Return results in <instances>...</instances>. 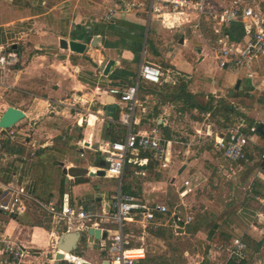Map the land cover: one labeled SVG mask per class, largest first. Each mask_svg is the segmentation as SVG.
Returning <instances> with one entry per match:
<instances>
[{
    "label": "crops",
    "instance_id": "crops-1",
    "mask_svg": "<svg viewBox=\"0 0 264 264\" xmlns=\"http://www.w3.org/2000/svg\"><path fill=\"white\" fill-rule=\"evenodd\" d=\"M204 2L208 9L218 10L229 6L231 1ZM257 3L264 8V0ZM147 8V0H0V47L10 46L19 57V64L5 77L0 74V119L11 106L21 109L25 119L17 126L24 128L17 130L22 129L26 134L14 143L5 144L9 159L4 180L11 179L10 173L21 171L31 176L30 193L46 203L58 202L63 193L69 192L74 204L94 203L97 214L110 212L118 181L104 176L100 181L101 177L94 176L93 171L101 166L102 158L95 149L83 151L78 142L88 140L90 135L95 141L124 137L120 126L110 119L118 120L125 104L111 96L108 89L133 84L143 62L172 72L176 84H142L141 96L149 104L146 113L138 118L136 131L158 128L164 135L185 134L178 130L180 119L188 110L196 114L198 109L183 107L182 103L188 104L183 91L194 97L203 94L205 101L213 98L215 105L227 96L236 105V117L253 120L258 126L264 124V92L257 91L253 82L239 73L223 71L217 66L206 67L203 44L197 48L200 52L194 54L193 65L191 49L195 47L191 46V26L167 30ZM110 10L115 13L108 20ZM226 32L234 40L242 39L243 23H233ZM62 39L85 43L87 48L84 53L61 48ZM211 57L215 60L212 51ZM108 59L116 64L108 75H103L101 67ZM261 69L264 74V60ZM238 80L241 84L236 90ZM172 117L178 118V122ZM191 123L195 130H202L199 119L192 116ZM186 135L194 138L197 134L191 131ZM254 141L248 148L246 163L225 160L213 165L216 158L212 157V165L205 163L204 168L196 169L195 160L188 163L177 155L169 170H159L152 163V168L141 169L134 178L126 179L129 192L147 202H160L155 192L166 181L171 187L176 186L178 194L181 185L177 183L178 176L185 175L183 182L193 183L219 166L221 178L227 182V194L219 212L209 213L216 223L207 222L198 228L189 226L191 235L201 238L203 234L209 246L192 264H230L227 251L235 238L247 244L248 264H264V162L261 160L264 138L259 134ZM185 143L179 149L184 156L190 149L193 153L214 154V149L206 148L203 141L195 143L186 139ZM33 152L35 155L30 157ZM181 200L186 205L184 198ZM30 209L31 216L18 218L0 212V234L35 250V264H50L60 234L48 232L36 216L41 211L34 206ZM83 237L87 244L88 238Z\"/></svg>",
    "mask_w": 264,
    "mask_h": 264
},
{
    "label": "built area",
    "instance_id": "built-area-1",
    "mask_svg": "<svg viewBox=\"0 0 264 264\" xmlns=\"http://www.w3.org/2000/svg\"><path fill=\"white\" fill-rule=\"evenodd\" d=\"M147 1L148 13L167 29L189 25L194 28L195 33H201L207 24L213 33L211 50L217 67L241 74L253 82L257 91L264 92V74L261 69V61L264 60V8L257 0H230L229 6L218 10L208 9L204 0ZM114 13L115 11L110 10L107 19L110 20ZM236 22L243 23L244 36L240 40L232 39L226 32ZM18 64V54L10 46L0 47V74L3 77ZM144 82L162 86L165 83L176 84V79L172 72L164 71L159 65L143 62L133 84L108 89L111 96L125 104V110L119 119H110L112 123L125 129L124 137L120 140L95 141L93 135H90L88 140L84 138L78 142L83 151L95 149L108 163V167L103 168L104 177L118 181V191L114 195L110 212L99 215L94 203L74 204L69 192L63 193L58 202L46 203L30 193L31 176L23 175L21 171L10 173L11 179L4 180L9 159L5 144L7 141L14 143L26 136L22 129L17 130L19 123L10 129L0 128V212L16 218L31 216L30 207L34 206L47 215L54 225L61 227V233L78 230L87 233L91 227L101 229L102 236L106 234V238H101L96 249L101 258L99 264H139L147 255L146 238L150 228L171 226L177 235L185 234L194 217L188 214L190 212L182 202L172 211L165 203L147 202L135 195L123 193L121 189L128 164L147 167L152 161L159 170H169L174 156L179 154L176 153V145L186 144L167 137L158 128L151 131L135 130V126L139 124L138 118L146 113L149 104V100H144L141 96ZM195 132L204 137L203 142L211 140L214 149L231 163L246 161L248 148L255 144L254 138L259 135L256 126L246 127L244 124L219 131L214 130L209 123L206 132L201 129ZM34 155L33 152L30 157ZM22 159L25 163L28 162L27 158ZM261 160L264 162V154L261 155ZM99 170L101 168H96L94 176H97ZM67 177L73 179L69 175ZM194 190L191 181L185 180L178 187V195L183 199ZM86 247L95 251L89 246L88 240ZM58 251L56 246L50 264H55ZM227 252L228 261L240 262L247 259L248 247L241 238H235ZM36 254L32 248L6 234H0V264H35L33 258ZM74 256L83 260L70 261L65 256L61 262L97 264L80 255Z\"/></svg>",
    "mask_w": 264,
    "mask_h": 264
},
{
    "label": "rangeland",
    "instance_id": "rangeland-1",
    "mask_svg": "<svg viewBox=\"0 0 264 264\" xmlns=\"http://www.w3.org/2000/svg\"><path fill=\"white\" fill-rule=\"evenodd\" d=\"M194 28H191V46L195 47V49L192 51L191 49V62L193 65H195V59L196 56L194 55L195 53H199L200 45L201 47H204L205 54L204 56H207L206 58V67L208 68H214L217 66L216 61L211 57V47L213 46V33L212 29L209 26H206V28L202 29L201 33L197 32L195 33L193 31ZM169 30V29H167ZM174 30V29H172ZM171 31V30H170ZM207 45V46H206ZM199 47V49H197ZM210 47V48H209ZM210 50V51H209ZM196 51V52H195ZM200 73V72H198ZM226 96V95H225ZM204 95L199 94L196 96L195 100L200 103L201 105H205V103L208 101H205ZM227 96L225 97V100L228 105H232L230 100ZM242 104H246V101H242ZM184 108H188L189 105L182 103ZM233 107H236V105H232ZM188 110V109H187ZM236 114L231 115L229 117V120L225 121L224 119H221L219 117H213L210 115L207 117V115H204L203 112L197 111L196 114H192V110H188L187 115H183V118L180 119L179 123V128L178 130L183 131L185 134L180 133V132H175L168 134L170 138H173L177 142H185L186 139H193L195 143H198L200 141H203L204 137L194 135V138L186 135V133L191 131L192 133H196L195 129L193 127V124L191 123V118L194 116L195 118L200 120L201 125L199 127H202V130L204 129L203 132H206V125L205 124H213V129L214 130H219V131H225L228 128H232L234 126H239L240 124H244L246 127H249L248 122L245 119H240L237 112ZM94 114V113H92ZM97 116L96 114H94ZM98 118V117H97ZM172 120L178 122V118L172 117ZM95 121V120H94ZM99 121V118L96 120V122ZM86 127V123L84 125ZM20 127H23L22 125L17 126V129H20ZM181 127H184L183 129ZM24 128V127H23ZM121 130L122 135L125 133V129L123 127H119ZM188 129V130H185ZM122 137H117L116 140H120ZM205 147L208 149H214L213 143L211 140L209 141H204L203 142ZM183 146L181 144L176 145L175 150L179 158L182 160H185L188 163H191L192 160H195L193 164V167L198 169L200 166L204 168L205 163H210L212 165V157H215L216 160H214L216 165L217 161L220 163L225 162V158L222 156L221 153H218L214 149V154L209 155V154H201L200 152H190L187 153L185 156L184 154H181L179 149L182 148ZM218 158V159H217ZM244 163H246L244 161ZM131 170H135L134 168ZM222 171H220L219 166H214V169L210 170L209 172L206 173V177L197 180V182L191 181V183L194 185L195 190L194 192L191 193V195L187 196L184 198V203L186 204L188 211L193 217L194 220L191 222V226L196 227L195 221L197 217L203 218L206 217L208 220V224L210 223H216L215 219L211 217L209 214L210 212H219V207L223 204L225 200V196L227 194V190L225 189V184L227 183L226 181L222 180L221 176ZM151 174V173H150ZM154 172L150 177H153ZM132 176V175H131ZM129 178H132V177ZM135 176V174H134ZM185 175H180L177 177V183L182 184L184 180ZM146 178V177H145ZM226 178V177H223ZM100 181H103V178H100ZM162 188H159L156 190V195L158 196L156 199L159 200L160 202H163L167 204L170 208V210H174V208L177 205L181 204V198L180 196L175 192V187L170 186L169 181H166L164 184L161 185ZM170 186V187H169ZM180 187V186H179ZM170 188V189H169ZM191 196V197H190ZM39 211V210H38ZM183 214H185V211H183ZM36 216L39 218V223L44 226L48 232H56L58 234H62V229L61 227H57L56 225L53 224L52 220L47 216L44 215L42 212L39 214L36 212ZM210 222V223H209ZM211 225V224H210ZM192 227V228H193ZM172 229V230H171ZM194 229V228H193ZM168 230L167 237L164 238H157L152 235H148L146 238V246H147V255H146V263L145 264H192L198 257V254H205V251L209 247L207 245V242L204 241V235L202 234L198 238L195 235H191V227H188V230L186 231L187 234L183 235H177L176 232L174 231L173 228L170 227ZM59 235V236H60ZM85 238V237H83ZM83 238L81 241V245L79 248L75 251L74 255H80L81 257L86 258L87 260L89 259L90 261L99 264L100 262V256L98 251H93L90 250L86 247V243L83 242ZM53 245H51L50 248H52ZM201 255V256H202ZM61 264H72L69 262H61Z\"/></svg>",
    "mask_w": 264,
    "mask_h": 264
},
{
    "label": "water",
    "instance_id": "water-1",
    "mask_svg": "<svg viewBox=\"0 0 264 264\" xmlns=\"http://www.w3.org/2000/svg\"><path fill=\"white\" fill-rule=\"evenodd\" d=\"M182 42L183 41L181 39V43ZM92 46H96V43H93ZM60 47L64 49L69 48L71 51L76 52V53H84L87 48V45L79 41H74V40L68 41V40L62 39L60 41ZM115 64H116V61L113 59H108L107 61H105L103 66L101 67V71L103 75H108L109 72L111 71V68L115 66ZM240 84H241V81L238 80L235 86L236 90H239ZM232 95H233V90L230 91V97ZM23 119H25V113L21 109L11 106L5 111V113L1 117L0 128L10 129L13 126L17 125L18 123H20ZM257 130L259 134L264 137V124L263 123L259 124V126L257 127ZM106 167H108V163H106L102 159L101 166L99 167L101 168V170L97 172V176L99 177L105 176V172L103 171V168H106ZM185 168L186 167L184 166L180 170L179 173L181 174ZM83 236H86L88 238L89 246L95 250L98 248V243L101 240V238H106V234L102 236L101 229L92 228V227L89 228L87 233L81 232L79 230L62 233L59 236L58 243H57V249L59 251L57 252L55 256V264H61V261L65 259L64 253L75 252L78 249ZM61 251L64 253H62ZM84 264H89V263L86 262Z\"/></svg>",
    "mask_w": 264,
    "mask_h": 264
},
{
    "label": "trees",
    "instance_id": "trees-1",
    "mask_svg": "<svg viewBox=\"0 0 264 264\" xmlns=\"http://www.w3.org/2000/svg\"><path fill=\"white\" fill-rule=\"evenodd\" d=\"M207 24H205L204 28H206ZM183 94L186 97V101L188 102V105L193 108V109H198L201 112H208L211 113V115L213 117H219L221 119H224L225 121L229 120V117L231 115L236 114L235 113V108L232 107V105H228V103L224 100L221 101H217V104L215 105V99L210 98L205 105H201L200 103H198L192 94L183 91ZM249 127H253L256 126L258 127V124H256L253 120H247ZM169 136V135H167ZM263 137V136H261ZM264 138V137H263ZM145 156V155H143ZM153 162L151 161V163L149 164V166H147L148 168H152L153 167ZM155 166V165H154ZM147 167H139L136 165H132V164H128L125 170V175L122 181V192L126 193V194H130V195H135L134 193H131L127 190L126 187V179L129 178L131 175V177L134 176V174L141 170V169H146ZM135 169V170H131V169ZM156 177L158 178L159 175H156ZM134 178V177H133ZM136 196V195H135ZM208 222L206 217H203L200 219V217H197L196 221H195V225L198 228V226L204 225ZM167 229H170V227H158V228H150L149 229V235L155 236L157 238H164L167 237V234L169 233ZM172 230V229H171ZM147 259L142 260L139 264H145ZM230 264H248L246 260L240 261V262H236V261H231Z\"/></svg>",
    "mask_w": 264,
    "mask_h": 264
},
{
    "label": "bare ground",
    "instance_id": "bare-ground-1",
    "mask_svg": "<svg viewBox=\"0 0 264 264\" xmlns=\"http://www.w3.org/2000/svg\"><path fill=\"white\" fill-rule=\"evenodd\" d=\"M93 172H94L93 175H95L96 171H93ZM65 256H66V259L70 260V261H79V262H81L83 260V259L78 258L77 256H74V255H71V254H65Z\"/></svg>",
    "mask_w": 264,
    "mask_h": 264
}]
</instances>
